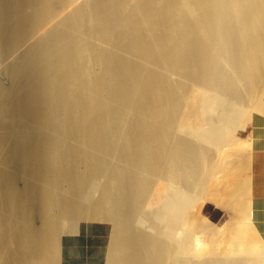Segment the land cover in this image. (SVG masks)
<instances>
[{
  "label": "bare ground",
  "instance_id": "bare-ground-1",
  "mask_svg": "<svg viewBox=\"0 0 264 264\" xmlns=\"http://www.w3.org/2000/svg\"><path fill=\"white\" fill-rule=\"evenodd\" d=\"M260 116L264 0H0V264H61L82 221L107 264H264Z\"/></svg>",
  "mask_w": 264,
  "mask_h": 264
},
{
  "label": "crops",
  "instance_id": "crops-1",
  "mask_svg": "<svg viewBox=\"0 0 264 264\" xmlns=\"http://www.w3.org/2000/svg\"><path fill=\"white\" fill-rule=\"evenodd\" d=\"M251 127V210L253 223L264 240V117L253 119ZM75 231L61 238V264H106L111 235L109 225L98 221H83Z\"/></svg>",
  "mask_w": 264,
  "mask_h": 264
},
{
  "label": "rangeland",
  "instance_id": "rangeland-1",
  "mask_svg": "<svg viewBox=\"0 0 264 264\" xmlns=\"http://www.w3.org/2000/svg\"><path fill=\"white\" fill-rule=\"evenodd\" d=\"M250 127V128H249ZM251 122L247 124L246 126V129H245V137H248L251 133ZM39 130H36L34 132L35 134V137H39ZM41 134V133H40ZM9 160H10V157L8 156ZM2 163V162H0ZM9 165H12V161L10 160L8 162ZM1 168V166H0ZM19 187V193L21 194H24L25 195L27 194V191H28V187L26 188V186H18ZM22 190V191H21ZM24 190V191H23ZM235 216L234 212L231 211L230 209H226L224 206H220L219 204H213L209 207L208 209V219L207 221L210 222L211 225H217V224H222L224 226H228L230 225V219H232L233 217ZM229 221V222H228ZM83 223V221H82ZM113 225V224H112ZM112 232V231H111ZM110 246V244H109ZM106 247V245H105ZM110 249V247H109ZM109 252L107 253V259H108V255H109ZM106 256V255H105ZM105 259V258H104ZM103 259V260H104ZM105 264V263H104ZM106 264H107V261H106Z\"/></svg>",
  "mask_w": 264,
  "mask_h": 264
}]
</instances>
